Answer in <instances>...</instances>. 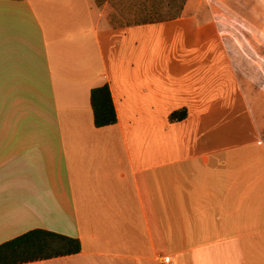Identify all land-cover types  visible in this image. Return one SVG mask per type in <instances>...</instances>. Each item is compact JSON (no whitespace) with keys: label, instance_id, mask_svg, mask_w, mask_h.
Returning <instances> with one entry per match:
<instances>
[{"label":"crops","instance_id":"crops-1","mask_svg":"<svg viewBox=\"0 0 264 264\" xmlns=\"http://www.w3.org/2000/svg\"><path fill=\"white\" fill-rule=\"evenodd\" d=\"M100 1L0 0V245L41 229L82 252L28 264H264V69L214 22L117 26L125 0ZM104 85L118 123L97 128Z\"/></svg>","mask_w":264,"mask_h":264},{"label":"rangeland","instance_id":"rangeland-1","mask_svg":"<svg viewBox=\"0 0 264 264\" xmlns=\"http://www.w3.org/2000/svg\"><path fill=\"white\" fill-rule=\"evenodd\" d=\"M125 3H117L106 10L114 25L138 23L160 12L172 17L183 4L182 16L217 24L227 36L229 49L237 62L240 57L236 49L242 60L245 59L241 66L244 71L253 74L258 68L264 69V0H125Z\"/></svg>","mask_w":264,"mask_h":264},{"label":"trees","instance_id":"trees-1","mask_svg":"<svg viewBox=\"0 0 264 264\" xmlns=\"http://www.w3.org/2000/svg\"><path fill=\"white\" fill-rule=\"evenodd\" d=\"M97 2L99 5L103 4L100 0ZM184 10L185 5L182 4L178 13L172 17H166L163 12H160L155 17L150 16L138 23H128L157 24L169 22L181 18ZM91 105L97 128L109 127L118 123V115L109 85L92 90ZM187 117L188 110L184 108L173 112L169 120L171 123H179L186 120ZM81 252L82 245L79 239L36 229L0 245V264H28L77 255Z\"/></svg>","mask_w":264,"mask_h":264},{"label":"built area","instance_id":"built-area-1","mask_svg":"<svg viewBox=\"0 0 264 264\" xmlns=\"http://www.w3.org/2000/svg\"><path fill=\"white\" fill-rule=\"evenodd\" d=\"M165 264H171L169 261H166Z\"/></svg>","mask_w":264,"mask_h":264}]
</instances>
